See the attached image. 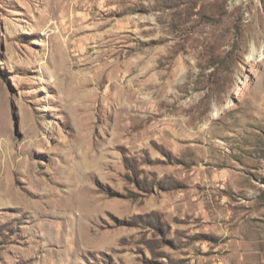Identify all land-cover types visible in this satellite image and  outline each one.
I'll use <instances>...</instances> for the list:
<instances>
[{
  "label": "rangeland",
  "instance_id": "1",
  "mask_svg": "<svg viewBox=\"0 0 264 264\" xmlns=\"http://www.w3.org/2000/svg\"><path fill=\"white\" fill-rule=\"evenodd\" d=\"M0 264H264V0H0Z\"/></svg>",
  "mask_w": 264,
  "mask_h": 264
},
{
  "label": "bare ground",
  "instance_id": "2",
  "mask_svg": "<svg viewBox=\"0 0 264 264\" xmlns=\"http://www.w3.org/2000/svg\"><path fill=\"white\" fill-rule=\"evenodd\" d=\"M61 198H63V197H61ZM74 198H76V200H78L77 197H74ZM91 200H92L91 198H88V200H86V201L90 202ZM88 202H87V203H88ZM62 203H63V202H62ZM68 203H69V202H68ZM72 203H73V205L76 204V203L74 202V200H72ZM65 205H67V204H65ZM71 205H72V204H71ZM67 207H68V206H67Z\"/></svg>",
  "mask_w": 264,
  "mask_h": 264
}]
</instances>
